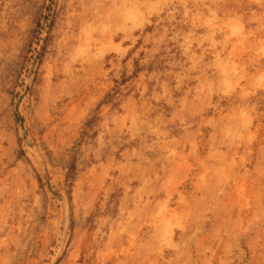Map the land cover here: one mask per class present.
Masks as SVG:
<instances>
[{
    "label": "rangeland",
    "instance_id": "obj_1",
    "mask_svg": "<svg viewBox=\"0 0 264 264\" xmlns=\"http://www.w3.org/2000/svg\"><path fill=\"white\" fill-rule=\"evenodd\" d=\"M0 264H264V0H0Z\"/></svg>",
    "mask_w": 264,
    "mask_h": 264
}]
</instances>
